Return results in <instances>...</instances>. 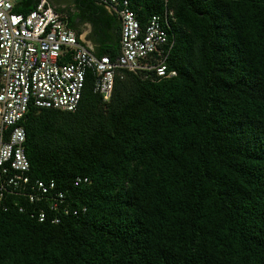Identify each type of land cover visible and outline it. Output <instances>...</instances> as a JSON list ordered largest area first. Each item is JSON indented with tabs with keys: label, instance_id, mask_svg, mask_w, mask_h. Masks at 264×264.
Instances as JSON below:
<instances>
[{
	"label": "trees",
	"instance_id": "trees-1",
	"mask_svg": "<svg viewBox=\"0 0 264 264\" xmlns=\"http://www.w3.org/2000/svg\"><path fill=\"white\" fill-rule=\"evenodd\" d=\"M126 1L141 30L165 19L174 72L122 69L103 99L86 70L73 110L27 105L0 264H264V0Z\"/></svg>",
	"mask_w": 264,
	"mask_h": 264
},
{
	"label": "built area",
	"instance_id": "built-area-1",
	"mask_svg": "<svg viewBox=\"0 0 264 264\" xmlns=\"http://www.w3.org/2000/svg\"><path fill=\"white\" fill-rule=\"evenodd\" d=\"M103 2L118 16V51L114 56L92 52L67 23L64 12L47 0H38L26 12L14 11V0H0V174L4 175L0 189L3 184L18 188L28 181L20 120L29 103L73 110L86 70L92 75L93 90L103 99L122 69L150 68L157 76L174 72L166 70L164 61L171 44L165 19L150 14L141 30L126 0ZM50 186L52 181H35L39 192ZM34 196L28 194L30 199Z\"/></svg>",
	"mask_w": 264,
	"mask_h": 264
},
{
	"label": "crops",
	"instance_id": "crops-1",
	"mask_svg": "<svg viewBox=\"0 0 264 264\" xmlns=\"http://www.w3.org/2000/svg\"><path fill=\"white\" fill-rule=\"evenodd\" d=\"M56 9L64 12L67 23L73 27L78 38L95 54L103 49L115 51L118 47V16L109 4H102V20H90L89 17L79 16L80 8L73 0H47ZM106 19V20H105Z\"/></svg>",
	"mask_w": 264,
	"mask_h": 264
}]
</instances>
